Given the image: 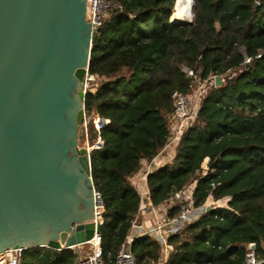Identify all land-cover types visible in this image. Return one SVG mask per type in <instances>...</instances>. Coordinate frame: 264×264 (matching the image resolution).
<instances>
[{"label": "trees", "instance_id": "16d2710c", "mask_svg": "<svg viewBox=\"0 0 264 264\" xmlns=\"http://www.w3.org/2000/svg\"><path fill=\"white\" fill-rule=\"evenodd\" d=\"M107 2L85 99L90 142L97 139L92 118L110 122L100 134L103 148L90 156L103 203V260H115L140 219L142 196L131 179L170 141L173 94L191 96L212 76H223V83H209L172 162L147 177L153 207L185 192L197 208L215 204L168 237L166 264H246L249 244L263 260L264 0H194L191 24L173 19L177 0ZM178 213L171 204L167 217ZM131 252L135 264L163 258L151 235L136 238ZM78 257L74 249L31 248L22 264H74Z\"/></svg>", "mask_w": 264, "mask_h": 264}, {"label": "water", "instance_id": "95a60500", "mask_svg": "<svg viewBox=\"0 0 264 264\" xmlns=\"http://www.w3.org/2000/svg\"><path fill=\"white\" fill-rule=\"evenodd\" d=\"M91 11L88 0H0V253L79 250L101 233L91 153L77 150L76 129L66 127L74 123L76 87L78 121L86 115L98 35ZM191 15L180 21L192 23L194 0ZM223 81L216 76L215 85ZM62 148L73 152L71 160L59 162Z\"/></svg>", "mask_w": 264, "mask_h": 264}, {"label": "built area", "instance_id": "2783aa9c", "mask_svg": "<svg viewBox=\"0 0 264 264\" xmlns=\"http://www.w3.org/2000/svg\"><path fill=\"white\" fill-rule=\"evenodd\" d=\"M88 3H91L92 6V11L89 13V22L92 24L93 31H98V29L102 26L104 14L107 9L110 8V4L107 0H88ZM247 62H249L248 59ZM186 73L190 77H195L193 71L191 70H186ZM215 78L216 76H212L210 80L200 83L196 92L191 96L184 95L179 92H175L173 94L175 102V113L173 116L174 125L170 127L171 136L168 145L177 143L183 131L190 125V122L194 120L204 90L209 83L215 84ZM109 125L110 122L107 119L96 115L94 126L97 133V139L93 143L88 139V129L86 128V148L90 153L103 148L104 142L100 134L101 131ZM94 200V223H103V203L101 195L97 191L95 192ZM176 204L179 206V213L177 216L168 218L167 214H164L156 219L155 225L150 230L136 235H129L125 243L120 247L115 260L112 262H106L103 260L102 249L100 247L101 233L98 234L96 232L88 243L91 247V252L85 255L79 253V264H135V260L131 252V245L136 238L143 235L154 236L158 241H160L163 246V258L160 264H166L169 251L171 250V246H169L167 242L168 237L179 233L183 230L187 223L193 222L199 219L202 215L206 214L207 205L197 208L191 192H185L182 195H179L176 201H172V205ZM137 221L138 219L133 221L132 228L137 226ZM254 246L255 244L248 245L246 264H264V259H256V248ZM25 250L26 249L24 248H12L0 253V264H22V256Z\"/></svg>", "mask_w": 264, "mask_h": 264}, {"label": "crops", "instance_id": "0c3cea01", "mask_svg": "<svg viewBox=\"0 0 264 264\" xmlns=\"http://www.w3.org/2000/svg\"><path fill=\"white\" fill-rule=\"evenodd\" d=\"M173 125L174 121L172 119L171 127ZM175 148L176 143L170 144L153 161H143L141 170L131 179L142 196V205L139 216L141 224H137L135 228H132L130 235H136L150 230L155 225V221L158 217L167 214V210L171 206L173 200L160 207H153L150 203V191L147 185V177L155 169L172 162L175 156ZM75 250L82 252L84 247Z\"/></svg>", "mask_w": 264, "mask_h": 264}, {"label": "flooded vegetation", "instance_id": "af4514ba", "mask_svg": "<svg viewBox=\"0 0 264 264\" xmlns=\"http://www.w3.org/2000/svg\"><path fill=\"white\" fill-rule=\"evenodd\" d=\"M87 90V89H86ZM79 88L76 87V90H75V93L73 95H71V99H72V106L74 108V112H73V117L72 119L74 120V123L72 125L68 124V128H71V129H76L75 130V133H74V137L77 141V150H81L83 148H86V145H85V133H84V122L85 120H87V114L85 115L84 119L82 122H79V108H78V104L76 102V98H79ZM67 118V115H65V119ZM75 125V127H74ZM65 127V128H66ZM52 139L51 138H48V141H51ZM65 140V137L64 136H60L58 137V141L60 142V145H62V142ZM58 152V151H57ZM56 152V155L58 156L59 158V162H62V157H66L68 160H71L73 158V152L70 150V149H63L61 150V152ZM91 201V200H90ZM91 203V202H90Z\"/></svg>", "mask_w": 264, "mask_h": 264}, {"label": "rangeland", "instance_id": "374dc122", "mask_svg": "<svg viewBox=\"0 0 264 264\" xmlns=\"http://www.w3.org/2000/svg\"><path fill=\"white\" fill-rule=\"evenodd\" d=\"M175 9L178 11V8H176L175 6ZM175 9H174V12H175ZM180 12H181V8H180ZM182 13V12H181ZM181 15V14H180ZM192 16V15H191ZM178 16H176L175 18L173 17V19H176L177 20ZM93 82L90 80V78L88 77V80H87V87L86 89L90 88L92 86ZM195 90H197V88H195ZM95 117L94 116L92 118V121L94 123V120H95ZM193 122V120H192ZM190 122V124L192 123ZM86 128L88 129V132H87V136H88V139H89V136H90V133H89V118H87L86 122H84V133H85V145L87 144V136H86ZM138 219V218H137ZM139 220V219H138ZM91 252V247L87 244L86 246H84V250L81 252H79L80 254L82 255H85V254H88Z\"/></svg>", "mask_w": 264, "mask_h": 264}, {"label": "bare ground", "instance_id": "6f19581e", "mask_svg": "<svg viewBox=\"0 0 264 264\" xmlns=\"http://www.w3.org/2000/svg\"><path fill=\"white\" fill-rule=\"evenodd\" d=\"M192 3L193 0H178L177 1V8H181V12L178 15L177 20L180 19H190L191 18V10H192Z\"/></svg>", "mask_w": 264, "mask_h": 264}]
</instances>
